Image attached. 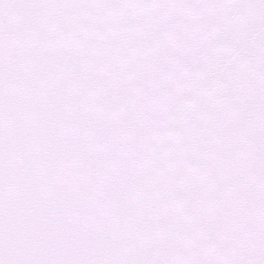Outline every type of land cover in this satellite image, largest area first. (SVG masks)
Returning <instances> with one entry per match:
<instances>
[{
  "label": "snow or ice",
  "instance_id": "6c2138e0",
  "mask_svg": "<svg viewBox=\"0 0 264 264\" xmlns=\"http://www.w3.org/2000/svg\"><path fill=\"white\" fill-rule=\"evenodd\" d=\"M0 264H264V0H0Z\"/></svg>",
  "mask_w": 264,
  "mask_h": 264
}]
</instances>
